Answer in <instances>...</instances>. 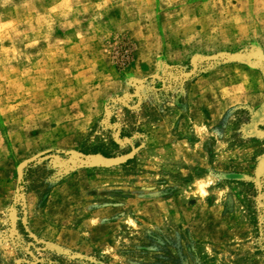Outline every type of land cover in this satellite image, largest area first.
Wrapping results in <instances>:
<instances>
[{"label": "rangeland", "instance_id": "374dc122", "mask_svg": "<svg viewBox=\"0 0 264 264\" xmlns=\"http://www.w3.org/2000/svg\"><path fill=\"white\" fill-rule=\"evenodd\" d=\"M0 264H264V0H0Z\"/></svg>", "mask_w": 264, "mask_h": 264}, {"label": "clouds", "instance_id": "9594fccd", "mask_svg": "<svg viewBox=\"0 0 264 264\" xmlns=\"http://www.w3.org/2000/svg\"><path fill=\"white\" fill-rule=\"evenodd\" d=\"M215 182L216 181L211 174L203 179H198L196 181V184H197L199 194L202 197H207L209 193L206 191V189L210 187L211 185H213ZM129 223H131V221H129Z\"/></svg>", "mask_w": 264, "mask_h": 264}]
</instances>
